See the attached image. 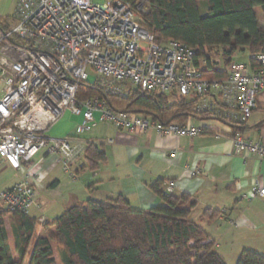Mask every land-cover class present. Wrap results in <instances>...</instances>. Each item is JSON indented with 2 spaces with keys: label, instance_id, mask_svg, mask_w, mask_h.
<instances>
[{
  "label": "built area",
  "instance_id": "1",
  "mask_svg": "<svg viewBox=\"0 0 264 264\" xmlns=\"http://www.w3.org/2000/svg\"><path fill=\"white\" fill-rule=\"evenodd\" d=\"M15 20L9 32L0 30V164L22 174L11 187L0 189L7 211L32 215L37 207L34 159L41 151L77 179L72 165L87 146L80 134L97 122L134 134L154 128L161 136L195 137L205 129L192 117L183 124H163L115 110L99 97L78 100L82 81L118 95L137 89L198 98L197 109L219 120L216 137L228 136L235 153L264 158V143L234 134L231 126L253 114L256 94L264 88L263 52L249 54V62H231L225 78L207 79L201 71L205 60L195 48L175 40L156 42L124 0H19ZM11 33L21 42L9 41ZM65 111L81 117L77 135H51L50 126ZM174 185L168 180L164 191L170 193ZM254 196L264 197L259 179L250 190Z\"/></svg>",
  "mask_w": 264,
  "mask_h": 264
},
{
  "label": "trees",
  "instance_id": "2",
  "mask_svg": "<svg viewBox=\"0 0 264 264\" xmlns=\"http://www.w3.org/2000/svg\"><path fill=\"white\" fill-rule=\"evenodd\" d=\"M124 1L135 9L141 26L156 42L175 40L195 48L198 58L205 60L201 71L207 79L225 78L226 67L239 51L264 53V27L255 13V7L261 6L264 20V0ZM13 21L11 16L0 17V30L9 32ZM7 39L21 42L13 33ZM92 97L106 100L115 110L141 113L163 124L211 116L197 109L198 98L137 89L118 95L97 84L80 82L76 98ZM262 125L264 120L256 127ZM231 126L234 134H244L247 129L246 122H232ZM85 158L91 169H97L106 154L91 142ZM166 182L159 179L151 185L164 205L148 210L132 208L123 195L87 198L53 221L40 222L32 215L0 207V264H24L13 258L5 227L7 216L22 244L21 255L33 242L29 264H226L216 250V240L190 218L196 201L187 193H166ZM203 215L213 219L219 212L205 209ZM235 264H264V254L242 249Z\"/></svg>",
  "mask_w": 264,
  "mask_h": 264
},
{
  "label": "crops",
  "instance_id": "3",
  "mask_svg": "<svg viewBox=\"0 0 264 264\" xmlns=\"http://www.w3.org/2000/svg\"><path fill=\"white\" fill-rule=\"evenodd\" d=\"M18 1L0 0V17L15 19ZM233 60L249 62V52L239 51ZM255 102L244 135L264 143V125L256 127L264 120V88L257 92ZM64 117L63 114L50 126L51 135H77L75 126L81 117L73 114ZM192 119L195 125L205 128L195 137L161 136L154 128L134 134L108 121L97 122L80 137L86 145L91 142L98 145L105 152L106 160L97 169H91L85 155L82 156L72 165L77 179L65 170L57 174L56 161L44 151L39 152L38 159L34 160L37 163L34 169L37 207L34 209L38 212H32V216H43L45 221H49L45 205L58 202L61 206H57L56 216L72 205L82 203L83 196L104 200L123 195L132 208L148 210L164 205L151 185L159 179L172 180L175 185L171 194L187 193L196 201L190 218L216 240V250L221 247L226 250L225 253L217 250L225 262L227 254L233 253L237 260L238 252L253 244L264 250V197H250L253 181L259 179L264 182V158L250 153H235L228 136L216 137L215 128L220 126L218 119L211 116ZM7 167L11 168L6 162L0 164V170ZM14 171L18 175L15 183L22 174ZM0 207H5L1 200ZM205 209L218 210L219 216L209 219L203 215ZM5 227L13 258L29 264L33 242L21 255L23 247L15 238L8 216L5 217Z\"/></svg>",
  "mask_w": 264,
  "mask_h": 264
},
{
  "label": "rangeland",
  "instance_id": "4",
  "mask_svg": "<svg viewBox=\"0 0 264 264\" xmlns=\"http://www.w3.org/2000/svg\"><path fill=\"white\" fill-rule=\"evenodd\" d=\"M93 1H95V2H99V3H102V2H104V0H93ZM202 1H205V0H202ZM141 7L142 6H140L139 8L141 9ZM202 12L203 13H206V7H202ZM255 13H256V15H257V18H258V21L260 22V24H261V26H263L264 27V20H263V10H262V7L261 6H256L255 7ZM16 24V20L15 21H13V25H15ZM94 75V74H93ZM68 114L70 115L71 113H70V111H65V113H64V119L66 118V117H68ZM42 154V153H41ZM40 155V154H39ZM39 155L38 156H36L35 157V161L38 159V157H39ZM40 163V162H39ZM58 165V167L56 168L58 171H57V174H61L62 172H64V168H63V166L59 163V162H56ZM45 172V171H44ZM44 172H43V174H44ZM69 174V173H68ZM52 175H54V174H52ZM79 177V176H78ZM16 179H18V175H17V173L14 171V170H12L11 168H9V167H7L6 169H4V170H0V189L2 188V187H4L5 185H9V184H11V183H14V181L16 180ZM78 179H80V178H78ZM74 180V179H73ZM94 196V195H93ZM92 196V197H93ZM89 197V196H88ZM87 198L85 197V196H83V198H82V200L81 201H85ZM53 202V201H52ZM52 202L51 203H49L48 205H45V214H47L48 215V219H49V221H51L52 219H54L55 217H58V215H60L62 212H60V214H58V215H56L55 216V213H57V206H61L58 202L56 203V204H52ZM54 202H56V201H54ZM55 206H56V208H55ZM63 211V210H62ZM33 213H37L38 212V210H33L32 211ZM44 212V211H43ZM264 235V234H263ZM260 240H261V238H260ZM262 241L264 242V236H263V239H262ZM250 248H248V249H251V250H254V251H257V252H259V253H262V254H264V250H261L259 247H257V246H255L254 244L251 246H249ZM217 250H219L221 253H225V249L223 248V247H221V248H219V249H217ZM238 254H239V252H238ZM235 256H233V253H232V255H229V254H227V257H226V262H227V264H235Z\"/></svg>",
  "mask_w": 264,
  "mask_h": 264
}]
</instances>
